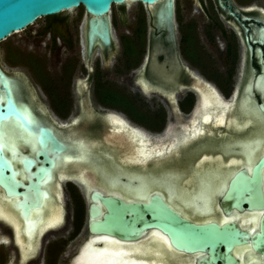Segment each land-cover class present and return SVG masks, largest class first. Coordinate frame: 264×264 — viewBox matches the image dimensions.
<instances>
[{
    "label": "flooded vegetation",
    "instance_id": "1",
    "mask_svg": "<svg viewBox=\"0 0 264 264\" xmlns=\"http://www.w3.org/2000/svg\"><path fill=\"white\" fill-rule=\"evenodd\" d=\"M169 1L152 5L129 1L112 4L102 16H92L82 6L75 9L84 13L77 10L72 16H50L36 34L41 29V36L49 33L55 67L45 70L40 62H29L32 77L43 80L42 92L39 87L38 91L35 89L27 74L18 70V65L5 67L0 63V102L8 93L22 116L26 111L35 117L34 140L35 128L41 124L68 146V151L59 155L60 163L47 182L51 180L48 185L55 187L60 174L64 175L62 182L71 187L75 203L81 200L85 205L86 236L68 264L74 259L81 264H95L101 257L116 256L121 248L146 239L148 251L143 258H147V263L176 259L180 264H196L201 256L198 251L186 253L175 249L168 235L157 228L147 229L140 241L90 233L88 208L98 205L89 198L93 191L126 202H148L151 195L157 194L192 224L232 225L244 235L230 246L228 257L218 264L228 259L232 264L263 261V251L254 247L253 240L260 232L264 207L250 201L238 203L230 194L229 199L223 197L240 173L252 177L257 167L264 199V113L252 103V99L264 103V80L257 76L261 71L259 51L264 56V7L257 3L241 4L239 0H189V5L181 8L177 0ZM197 9L201 11L199 15ZM98 17L107 28L99 29L91 40L90 22ZM70 19L77 27L74 32L69 29ZM60 48L65 50L63 55L57 50ZM217 72L221 83L215 77ZM4 82L11 84L6 86ZM199 82L213 87L223 103L229 105L224 124L216 126L211 120L202 125ZM143 98L147 99L146 118L151 131L123 117L133 113ZM246 100L257 119L252 117L250 125H228L229 119L242 116L240 105ZM117 115L147 134L148 140L138 145L153 154L150 160L130 162L128 151L118 150L106 140L115 130L109 120ZM9 117L15 119L8 116L2 121ZM21 146L13 164L18 173L23 171L20 159L34 154ZM177 148L180 151L176 158L167 155ZM3 152L11 160L10 151ZM83 152L86 156H81ZM66 156L70 160L65 161ZM17 179L26 182L25 175L17 174ZM0 190L5 194L1 187ZM19 198L13 199L16 202ZM99 206L105 210L102 204ZM18 256L23 258L19 253Z\"/></svg>",
    "mask_w": 264,
    "mask_h": 264
},
{
    "label": "water",
    "instance_id": "2",
    "mask_svg": "<svg viewBox=\"0 0 264 264\" xmlns=\"http://www.w3.org/2000/svg\"><path fill=\"white\" fill-rule=\"evenodd\" d=\"M127 1L152 5L162 0H0V42L25 30L43 17L57 15L79 6L92 16H102L109 12L110 5ZM106 28L107 25L100 17L91 19V40L95 32ZM105 41L107 42L106 38ZM259 60L261 71L257 76L258 79L264 80V56L262 57L261 51H259ZM3 101L0 102V121L10 115L27 128L26 120L17 110L8 93ZM252 103L264 113V103H258L255 99H252ZM35 131L37 148L34 154L20 159L26 182L17 179V169L13 167L10 158L0 147V187L7 197H20L14 206L25 225L30 210L37 208L42 202L44 190L41 185L51 176L54 155L68 151V146L55 137L50 129L40 124ZM263 161L264 158L261 162ZM256 168L252 177L240 173L236 181L230 182L223 199H229L230 194L238 203L250 201L257 207H264ZM89 198L93 202H98V205L92 204L88 208L90 233H103L121 241H134L145 235L147 229L157 228L168 235L169 243L175 249L186 253L201 252L196 264H218L220 259L228 257L227 251L230 246L244 236L232 225L225 224L218 227L215 224H192L168 207L157 194L151 195L148 202H126L116 196H104L96 191L91 192ZM35 200L39 203L37 206H32L30 209L24 207V202ZM99 203L105 207L104 211L100 209ZM253 245L263 251L261 264H264V212L260 218V232L254 235ZM72 262L70 264H73ZM223 264L232 263L228 259Z\"/></svg>",
    "mask_w": 264,
    "mask_h": 264
},
{
    "label": "bare ground",
    "instance_id": "3",
    "mask_svg": "<svg viewBox=\"0 0 264 264\" xmlns=\"http://www.w3.org/2000/svg\"><path fill=\"white\" fill-rule=\"evenodd\" d=\"M170 4H171V2H170ZM170 7H172V6H170ZM161 12L163 13L164 10H162ZM4 84L6 86H10L9 84H11V83L10 82L9 83L4 82ZM207 85H203L199 82L200 87H198L199 93L201 95V109H202L201 122H202V125H204L207 122H211V120H213V123L216 126L222 125L225 122V116L227 114V111L229 110V108H228L229 105L224 104L223 101L219 98L220 96L218 95V92L213 87H210ZM13 94H14V91H13ZM240 108L242 111V116H241V114H239V116H235V117H233V119H229L227 122L228 125H230V126L231 125H238V124H247V125L249 124L250 125L253 122L251 120L252 117H253V120H254V118L257 119L258 115L253 110L252 106L250 105L249 100L244 101L240 105ZM21 110H23V109H21ZM23 116L27 122V128L23 127L20 124V122L17 121L16 118H15L16 119L15 120V119H11L9 117L5 121H2L5 118L0 121V147L2 148L3 151H5V153H6V151L11 152V161H12V164H14V165L18 159V157H17L18 148L21 145L29 148L31 153H33V151L37 148L36 144H35V140H34V132L32 131L33 126L37 123V121L34 119L35 117L31 116V114H29L26 111L23 113ZM7 117L8 116H6V118ZM108 119H110V118H108ZM19 124L21 125V127H23L25 130H28V131L23 130L19 126ZM109 124L115 130L109 136L110 138H106V140L113 142V145H115V147L119 148L118 150L128 151L127 159L130 162H134V163L139 164V162H146L147 159L150 160V157L153 154L150 152H146L147 149L145 150L144 146L142 147L141 145L140 146L138 145L139 142H142V140L147 139V134L145 135V133L142 130L129 125L128 122H126L122 117L120 118V116H118V115L115 118H111V120H109ZM28 125H30V127ZM198 134L199 133H197V135ZM193 136H195V135H193ZM189 139H191V138H189ZM147 140H146V142L144 141V143L147 144ZM186 141L187 140H185L184 142H186ZM78 143H79V141H78ZM78 146H81V144H79ZM70 147L72 148V146H70ZM71 148H70V150L73 151L72 150L73 148L72 149ZM78 148H80V147H78ZM178 148L176 150H174V153H176L177 155L179 154V151H180ZM109 153L111 154V156L114 157V154L112 152H109ZM60 154H62V153H60ZM60 154L54 155V166L52 167V170L54 167H56L58 165V162H59L58 160H59ZM110 154H109V156H110ZM157 154L160 155V152H157ZM81 156H86V154H84V152H83V155H81ZM169 156H170V154H169ZM78 157H80V156H78ZM81 159H83V158L81 157ZM64 160L65 161L70 160V157L68 158L66 156ZM66 169H68L67 165H66ZM181 171H183V170H181ZM52 172L53 171H51V173ZM60 172H62V171H60ZM184 172H185V170H184ZM127 173H128V171H127ZM18 174H20L21 177H24L23 171L20 170ZM138 175H140V174H138ZM63 176L64 175L60 174L59 178L55 181L56 182L55 187H53V184L48 185L51 183V180L49 181L50 183H47L48 182V180H47L45 182V184L43 183L41 185V187L46 189L47 191L44 190V196L42 197L44 199H42L43 201L41 202L40 206H38L37 209L35 208V209L30 210L29 216L27 217L26 225L24 223V220L21 217H19L20 216L19 212L14 206L16 199H13L14 197H12V198L7 197L0 190V225H3V226L5 225L6 227L9 228V232H5V231L0 232V242L5 243L6 245H11L12 243H14L15 248L17 249L19 255H21L24 259H27L34 254V252L37 249L38 243H39L38 240L40 237H42V235L44 233L48 232L51 229L57 228L63 222L64 209H63V203L61 201V199H62L61 198V182L64 178ZM78 176H80V175H78ZM91 182L92 181L89 180V183H91ZM85 184H86V182H85ZM86 188L88 189L87 186H86ZM115 188H116V186H115ZM46 192H48V193L50 192V194H48ZM47 196H49V197L47 198ZM1 230H2V228L0 227V231ZM156 241H157V238H156ZM158 242H160V241H158ZM148 243H149V241H148ZM156 244H158V243H156ZM160 244H161V242H160ZM114 251H111V252H114ZM147 251H148V248H147V239H146V240L140 241L139 243L137 242L132 247L121 248V251H118L119 254H117L116 256L113 255L111 257L101 258L100 259L101 262L99 260L97 264H101V263L102 264H153V262L147 263V258H143L144 255L147 257ZM160 251L161 250L159 249V252ZM165 254L167 255V253H165ZM175 254L173 253L172 255H175ZM16 258H17V254L14 251L12 253V255L10 256L8 264H15ZM111 258H113V260ZM166 258H169V257L167 256ZM75 262L78 263V259H75ZM154 264H156V263H154ZM158 264H180V263L176 259H170L169 261L163 260V261H161V263H158Z\"/></svg>",
    "mask_w": 264,
    "mask_h": 264
},
{
    "label": "rangeland",
    "instance_id": "4",
    "mask_svg": "<svg viewBox=\"0 0 264 264\" xmlns=\"http://www.w3.org/2000/svg\"><path fill=\"white\" fill-rule=\"evenodd\" d=\"M177 2L178 5L181 6V8L185 5H189L190 3L189 0H177ZM239 2H241V4L247 2L250 5L257 3L261 4L264 7V0H239ZM77 10L82 11L84 13L82 9L78 8L59 13L58 16H64L66 14L72 16L76 13ZM195 12L198 15L201 13L199 9H197ZM52 17L48 16L40 18L36 20L32 25L28 26L25 30L17 32L16 34H13L8 37L6 40L0 42V63L5 67H9L10 65H18V70L27 74V76L29 77V81L33 83V86L35 87V89H37V91L39 87L40 92H42V85L44 86L43 80L42 78H38L37 80L35 77H32L33 70L30 67L29 62L30 60L38 61L40 62L41 66L46 67L45 70H49L55 67L54 59L52 56L55 55V52H53L52 54L50 52L52 43L50 41L49 33L46 32L43 36H41V29L39 31L40 33L36 34V32L41 28L44 22ZM68 25L69 29L72 32H74V29L77 28L71 19ZM57 50L61 55L65 53L64 48H60ZM216 61H218L217 57ZM215 77L219 82L222 81L218 72L216 73ZM41 101L45 104L49 102L47 100ZM137 103L138 104L136 106V110L126 116L124 115L123 117L129 119L131 124L140 126L143 130L151 131L147 124L146 118L147 99L143 98V100H139V102ZM72 117L73 116H70L68 119L71 120ZM59 119L63 118L55 117V120ZM148 133L151 134L152 132ZM169 154L170 156L172 155V158L177 157V154L174 153V151L169 152ZM61 185V201L63 203L64 209V217L63 222L60 224L61 226L59 225V228L57 227L53 230L44 233L41 239H39L36 251L31 257L27 259H23L18 256V251L15 248L14 243L8 246L5 244H0V264H8L10 256L14 251L17 254L15 264H68L71 261V257L75 254L84 236H86L85 205L82 203L81 200H77V205L75 206V197L71 193V187L65 181L61 182ZM73 192L76 191L73 190ZM78 199H80V197ZM38 204L39 203L37 200H35L34 202L28 201L23 203L26 209H30L32 206H37ZM0 227L3 229V231L9 232V228L5 225H0ZM94 248L100 247L94 246ZM23 260L25 261L23 262ZM98 261L99 259L95 260V263L97 264ZM79 262L81 264V261L78 259V263H76L79 264ZM72 263L75 264L74 261Z\"/></svg>",
    "mask_w": 264,
    "mask_h": 264
}]
</instances>
